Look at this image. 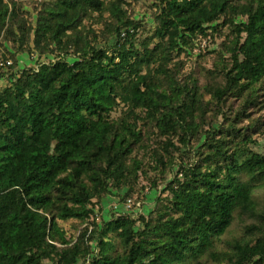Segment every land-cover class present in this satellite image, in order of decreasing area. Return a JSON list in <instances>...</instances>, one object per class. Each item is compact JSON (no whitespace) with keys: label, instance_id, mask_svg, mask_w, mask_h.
Wrapping results in <instances>:
<instances>
[{"label":"trees","instance_id":"1","mask_svg":"<svg viewBox=\"0 0 264 264\" xmlns=\"http://www.w3.org/2000/svg\"><path fill=\"white\" fill-rule=\"evenodd\" d=\"M141 3L153 32L135 18ZM219 25L228 42L188 69ZM26 53L36 68L14 72ZM6 76L0 264H264V155L252 148L264 122L208 118L204 101L264 107V0H0ZM193 142L197 160L178 164ZM143 176L166 185L152 215L98 224L109 191Z\"/></svg>","mask_w":264,"mask_h":264},{"label":"rangeland","instance_id":"2","mask_svg":"<svg viewBox=\"0 0 264 264\" xmlns=\"http://www.w3.org/2000/svg\"><path fill=\"white\" fill-rule=\"evenodd\" d=\"M154 9L151 7V3H141L135 6V18L137 20H142L144 23L146 30L148 32H153L155 28L157 27V23L154 20ZM222 23V21L220 22ZM214 24V26H216ZM217 26L218 32L208 30L207 36H200L199 40L195 42V45H197V48L193 54V64H191L188 69L194 68L198 70V65H196L195 61L198 60L199 56L202 53H210L214 57L217 56V53L221 51L222 45L225 42H228L227 35L230 34L227 27L223 26ZM220 29V31H219ZM53 59V57L51 58ZM39 61V56L37 54L31 55V54H20L19 55V63L17 68L14 69V72L17 73V71L24 70L26 68L34 67L36 68L37 62ZM207 68H211L213 65V60H209L206 64ZM8 70V69H6ZM213 74V77H222V71H216ZM10 77L6 76L5 78H0V91L3 90L5 87L9 86L12 80L9 79ZM241 101V99H238ZM204 101L206 104H209V112H208V118L212 116L213 114L217 112H224L229 111V113L232 116H235L238 114V112H242L243 114H246L247 118H241V121L239 123L240 127H247L250 124H256L258 122H264V107L259 106L257 104L255 105H249V106H243L241 102H232L227 103V101H224L223 103H219L216 99H210L207 95L204 96ZM123 108L120 107L114 114V117H118L121 115ZM263 127L258 126L257 130H253L252 136L254 140V144H252V148L256 150L258 153L264 155V132ZM153 136V135H152ZM154 139H150L149 141L152 142ZM149 142V143H150ZM178 144V143H176ZM192 146H196L195 149L191 148L190 150H186L185 148H181L180 152L176 153L175 158H177L176 162L179 164L182 160L185 162H189L190 159L192 161L197 160L198 156V148L200 145H197L196 143H192ZM139 158H142L140 154H137ZM179 166H176V170ZM174 174V173H173ZM173 174H170L169 176L172 177ZM166 185H162L160 188H157L151 184V179L149 176H143L141 177L140 181L136 184V186H126L121 190L111 189L109 191V194L105 196L103 202H101V205L99 208L100 210L98 224H106L111 220L112 216L116 215H124L127 217H132L133 219H138L140 216L148 217L151 216L152 213L155 211V209L158 207L160 202L158 199L162 196L161 191L165 190ZM129 196H135L140 197V199H144L142 202H135L136 199H134V202L132 203L133 206L127 205L128 202H125V197ZM143 196V197H142ZM263 196V194H260V197ZM141 227V225H139ZM68 228V236L71 240H74L75 237L78 236L75 234V227L73 223L67 224ZM240 232L242 230L239 227H235L231 230V232L224 237V241L219 245L221 249H224L226 247L225 242L227 240H231L235 237H238L240 235ZM228 247H226L224 250H227ZM45 264H50L49 262H45ZM208 264H215L214 262L210 261Z\"/></svg>","mask_w":264,"mask_h":264},{"label":"built area","instance_id":"3","mask_svg":"<svg viewBox=\"0 0 264 264\" xmlns=\"http://www.w3.org/2000/svg\"><path fill=\"white\" fill-rule=\"evenodd\" d=\"M133 202H134L133 199H129L127 205H129V206H133V204H132Z\"/></svg>","mask_w":264,"mask_h":264}]
</instances>
